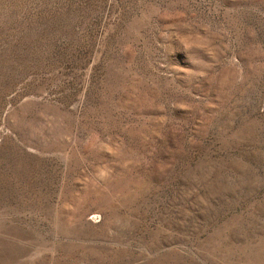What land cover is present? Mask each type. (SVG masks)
I'll use <instances>...</instances> for the list:
<instances>
[{
    "label": "rangeland",
    "instance_id": "rangeland-1",
    "mask_svg": "<svg viewBox=\"0 0 264 264\" xmlns=\"http://www.w3.org/2000/svg\"><path fill=\"white\" fill-rule=\"evenodd\" d=\"M0 264H264V0H0Z\"/></svg>",
    "mask_w": 264,
    "mask_h": 264
}]
</instances>
